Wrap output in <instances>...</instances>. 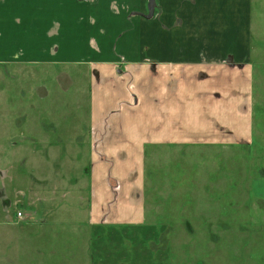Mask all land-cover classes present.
<instances>
[{"label":"rangeland","instance_id":"rangeland-1","mask_svg":"<svg viewBox=\"0 0 264 264\" xmlns=\"http://www.w3.org/2000/svg\"><path fill=\"white\" fill-rule=\"evenodd\" d=\"M92 1L103 48L92 60L117 57L122 76L142 57L134 47L155 65L208 66L198 76H216L223 96L246 81L247 114L233 100L198 104L207 114L193 126L210 116L233 142L112 158L94 151L103 62L0 65V264H264V0H248L247 16L239 0ZM94 153L115 173L102 224L90 214Z\"/></svg>","mask_w":264,"mask_h":264},{"label":"crops","instance_id":"crops-1","mask_svg":"<svg viewBox=\"0 0 264 264\" xmlns=\"http://www.w3.org/2000/svg\"><path fill=\"white\" fill-rule=\"evenodd\" d=\"M94 3L92 0H0V65L103 62L92 60L98 55L96 50H103ZM237 3L247 16L248 0ZM221 13L223 16L225 11ZM134 49L131 53L142 57L128 58V72L122 76L115 64L119 61L117 57L94 65L99 69L92 92L94 151H111L112 158H116L118 151L140 155L148 146L157 144L221 146L225 140L233 142L231 132L221 124L212 123L210 116L207 119L210 124L202 129H196L192 122L198 114H207L198 111L197 105L209 102L219 105L233 100L236 113L247 114L240 110L246 97V81L239 78L237 83H232V90L224 97L212 85L216 76L202 79L198 76L200 70L210 67L198 64L184 68L172 65L167 58L155 65L143 59L150 56L147 48L143 53ZM220 79L222 74L215 81L219 83ZM220 110L223 112V108ZM141 118L138 126L135 120ZM110 173L114 169L110 170L103 162L101 154L94 153L90 214L96 224L103 223V206L113 196L108 184ZM101 197L106 198L101 200ZM137 218V221L144 219V211ZM131 219L134 218L126 221Z\"/></svg>","mask_w":264,"mask_h":264},{"label":"water","instance_id":"water-1","mask_svg":"<svg viewBox=\"0 0 264 264\" xmlns=\"http://www.w3.org/2000/svg\"><path fill=\"white\" fill-rule=\"evenodd\" d=\"M149 3H150L151 6H153L154 5V0H149ZM151 9L153 10L152 7H151Z\"/></svg>","mask_w":264,"mask_h":264}]
</instances>
